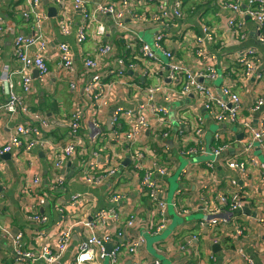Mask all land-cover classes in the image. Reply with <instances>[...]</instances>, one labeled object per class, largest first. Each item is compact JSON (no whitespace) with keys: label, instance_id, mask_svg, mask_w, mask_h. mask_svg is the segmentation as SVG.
<instances>
[{"label":"built area","instance_id":"2783aa9c","mask_svg":"<svg viewBox=\"0 0 264 264\" xmlns=\"http://www.w3.org/2000/svg\"><path fill=\"white\" fill-rule=\"evenodd\" d=\"M53 1L63 2L66 0ZM71 1L76 10H80L86 15L85 0ZM133 1H98L96 10L110 16L115 28L123 30L124 23L121 20L123 13L134 14L136 4H133ZM4 2L5 0H0V38L6 33L5 17L1 13ZM242 3L245 4L244 8ZM30 4L31 9L29 11L23 10L22 13L26 19L27 17L30 18L31 14L36 16L35 31L33 34H21L15 37L13 49V56L18 58L21 63V68L17 74L21 78L22 92L17 91L10 73L4 72L0 76V87L3 93L0 114L23 117V120L14 126L9 138L0 134V158L7 153H12L16 157L28 158L33 149L40 148L45 151L46 160L51 163L54 170L51 172L50 190L43 191L40 185L41 179L35 174L31 182L23 186L21 195L30 219L41 226L35 231L34 238L36 240H40L42 236L45 239L50 238L53 246L43 241L44 244L39 248L31 247L29 251H22L20 245L23 234L21 232L13 234L9 227H5L0 222V234L11 233L19 257L22 260L31 259L36 262L39 259H44L46 264H59L58 260L71 243L72 233L76 225L83 228L84 240L69 264H92L95 259L104 260L107 257L110 258V264H120L119 255L122 251L135 254L144 242L143 235L128 233L129 230L133 231L138 228L139 216L137 213L129 212L127 219L122 222L120 211L116 208L99 209L94 217L80 219L77 224L67 221L62 208L63 210L59 209L61 213L59 220L49 228L44 227L50 223L51 218L41 214L38 207L50 201L52 198L51 191L64 188L70 178L69 171L72 168L75 172L74 177L80 183L92 187L101 186L105 174L112 175L118 171V165L113 160L107 158L105 167H101L97 161L98 154L94 153L92 157H88L86 152L88 147L78 149L80 147L77 135L83 122L86 121L89 122L87 136L90 143L94 144L101 140L102 135L107 130L111 144L128 147L127 157L131 159L132 163L130 172L136 179L140 174L142 175L139 178V189L154 204V211L146 222L149 232L158 234L166 227L168 205L162 200V195L166 191V182L163 177H167L165 166L169 164V161L164 155L168 152L169 139L171 138L179 141L181 155L199 157L200 154H206L208 147H210L212 154L217 158L216 162L204 161L206 178L209 182L204 183L201 187L199 205L205 214L199 224L207 226H228L231 224L235 229L234 239L247 232L249 226L236 221L237 216H235V213L240 212L245 207L243 200H247V195L238 187L237 179H220L216 171L218 162L223 157H225V164L230 169H235L241 174L246 173V164L258 163L256 166L260 169L261 179L264 180V163H259L252 156V152L256 148L264 156V114L260 117L256 128L249 122L241 121L245 147L232 158L227 156L228 147L225 144H219L216 147L207 144L205 141V121L198 112L192 113L195 116L192 121L187 118L189 112L178 113L181 127L177 136H173L170 129L168 106L174 94L188 100L195 95L210 117L221 124L233 125L238 123L242 106L241 97L234 90L235 84L231 83L229 77L226 79L230 82L225 81L223 83L220 88V95L214 89L213 82L215 83L220 76L219 67L222 66L223 62L215 53L209 51L208 46L214 42L213 31L210 28L203 26L201 33L191 31L192 29H184L180 33L182 41H186L193 50L195 59L190 66L176 58L175 51L169 48L170 39L173 36L167 31L166 23L184 18V0H173L170 12L163 4L160 5L158 14H154L152 17L159 22L160 27L151 43L143 40H129L125 44L126 49H120L117 43L106 37L107 25L98 22L94 32L97 38L96 55L84 60V66L94 74L83 86L88 97L86 101L89 109L92 110L95 117L87 120V111L84 112L83 109L74 107L75 111L65 117L62 122L68 127L72 139L63 147H57L51 141L50 134L52 132L49 120L42 113L33 110L26 98V94L31 93L32 90L33 76L31 71L36 70L41 78H45L49 74L47 61L51 43L42 28V13L37 12L38 7H40V0H31ZM222 7L234 13L227 25L233 29L232 33L237 39L247 37L246 30L239 24L240 18L247 15L257 22V40L264 45V0H222ZM66 19L60 14L61 30L64 35H70L71 27ZM87 37L88 34L84 28L78 30L77 41L79 45L83 44ZM57 49V66L61 69V75L69 81L70 90L76 91L79 84L76 79L77 68L73 52L66 42H60ZM260 61L261 58L255 50H247L242 53L241 59L238 61L240 65L245 67V71L239 75L242 82L253 78L252 75ZM103 62L110 67L104 75L101 72ZM135 72L138 73L136 78L133 76ZM163 75L164 78L162 79H170L171 84L143 87L140 83L144 77L158 79ZM106 77L108 78L104 81ZM130 87L142 95V100L137 101L133 107H116L112 111L107 125H103L99 118L102 108L116 102L117 93L120 95L122 88L129 89ZM160 98H162V103L158 101ZM263 105L264 98H258L251 107V111H259ZM214 138L220 140L222 134L216 133ZM150 142L159 147H148ZM118 157L123 162L126 160V157ZM69 158L75 159L77 163L72 166L68 161ZM155 174L160 175V177ZM183 176L191 177L188 170L184 171ZM183 193H178L177 198L173 200V206L180 214L188 212V208L182 207L184 206L181 201ZM87 195L86 193L73 194L70 199L72 206L80 209L86 205H92L93 202ZM121 197V194H116L111 201H118ZM154 217L160 219V225L154 226ZM263 219V217L255 218V223H261ZM99 230L103 232L99 233ZM108 243L113 244L110 253L106 248ZM238 250L239 256L246 261V264H256L244 249L239 248ZM152 264H162V262L155 259ZM183 264L189 263L186 261Z\"/></svg>","mask_w":264,"mask_h":264},{"label":"crops","instance_id":"0c3cea01","mask_svg":"<svg viewBox=\"0 0 264 264\" xmlns=\"http://www.w3.org/2000/svg\"><path fill=\"white\" fill-rule=\"evenodd\" d=\"M40 0V7L37 12L42 13V28L49 40V57L48 66L49 74L45 78H41L36 70L31 71L33 76L31 93L26 94V98L31 108L40 112L50 123L51 141L57 147H63L69 143L71 139L68 127L63 124V119L68 117L75 111L74 107L87 111V120L95 117L87 103V95L83 90L85 83L90 80L94 72L84 66V60L87 57H94L97 50V41L95 37V28L98 22L107 25L108 32L106 37L117 43L120 49H126L125 44L130 40H143L148 34L154 38L159 29V22L152 17L158 14L160 5L171 11L173 0H134L136 4L134 14L124 12L122 22L124 29L115 28L114 22L110 16L100 13L96 10L97 2L103 0H85L87 13L76 10L72 6L71 0L57 2L48 0ZM31 0H5L2 7L4 14L5 34L0 38V76L4 72L11 74L12 80L19 93L22 92L20 85V76L17 71L21 68L18 58L13 56L15 37L21 34H33L34 23L37 20L35 15L24 17L22 11L31 9ZM33 4V3H32ZM243 8L245 4L242 3ZM142 7V11L138 8ZM50 8L55 9V14H49ZM184 18L179 21H169L166 23L167 31L173 36L170 39V49L175 51L176 58L187 65L193 64L195 59L192 49L187 45L186 41H182L180 33L184 29H192L197 33H201L203 26H207L213 31L214 42L208 48L223 62L219 67L221 75L213 82L215 91L220 95V88L225 81L235 84L234 90L238 92L242 100L239 121L233 125L221 124L214 121L208 112L199 103L198 97L191 96L190 99H183L181 96L173 95L168 106L170 129L174 137L177 136L181 127L178 113L187 111V118L191 121L195 119L192 114L200 113L205 121V141L211 145L216 133L222 134V143L227 149V156L232 158L238 152L244 150V134L241 131V121L249 122L256 128L260 117L264 114V105L259 111L252 112L251 107L258 98H264V45L257 40V22L245 15L240 18L241 27L246 30L247 37L245 39H237L232 31L233 29L227 25L228 20L234 16V13L222 7V0H184L183 5ZM60 14L65 16L66 22L71 27L70 35H64L59 22ZM84 28L88 34L86 41L79 45L77 41V32ZM60 42H66L72 52L77 68V82L79 84L76 91H71L69 81L62 77L61 69L57 66V46ZM148 42V41H147ZM150 43V42H148ZM247 50H255L261 58L260 63L256 67L253 78L246 79L242 82L239 75L244 71V66L239 64L242 53ZM9 69V70H8ZM109 66L105 62L102 63L101 72L107 73ZM219 73V74H220ZM167 74V72H165ZM231 74V76H230ZM136 78L138 73H133ZM262 76V77H261ZM108 77L104 79L107 80ZM163 77H144L141 85L147 87L149 85L171 84L170 79H162ZM229 81V82H230ZM116 102H112L107 107H103L100 113V120L103 125L107 122L116 107H133L136 102L142 100V95L134 88H122ZM158 100L160 103L163 101ZM3 101V93L0 87V104ZM173 112V114H170ZM23 117L19 115L3 116L0 114V134L5 138H9L15 125L20 123ZM177 122H176V121ZM155 126V124H154ZM215 126V129L213 127ZM89 122H83L82 128L77 135L79 147H88L87 156L98 154L97 161L101 167H105L107 158L113 160L118 165V171L115 174H105L103 183L99 187H92L80 183L75 177L73 168L69 171V180L61 191H51L52 198L50 201L38 207V211L50 217V223L44 227H50L59 220L60 211L62 209L69 223L77 224L80 219H91L99 209L116 208L120 211V219L124 222L129 212L133 211L139 216L138 228L128 233L143 235L144 242L140 250L135 253H127L122 251L119 255L120 264H152L153 260L159 259L162 264H183L188 261L189 264H246V261L239 256L238 249L242 248L249 254L256 264H264V219L261 223H255V218H264V180L261 179L260 169L256 166L258 163L246 164V173H239L235 169H230L225 164V157L218 162L216 173L220 179L235 178L238 180V187L247 195V201H244V208L240 212L235 213L236 221L242 225L249 226V230L240 237L234 239V227L229 224L220 226H207L199 224L205 211L199 205V197L201 187L204 183H208L206 178V169L204 160H198V157L192 155L182 156L180 154V144L174 138L169 139L168 152L165 153L169 164L167 169V177H163L166 182V191L162 195V200L167 203V222L166 227L158 234L148 231L147 220L154 211V204L151 199L141 193L139 189V178L133 177L130 172L132 166L131 159L127 157V149L125 146H116L111 144L108 139V131L102 135L101 140L97 143H90L88 139ZM243 134L242 138L239 135ZM210 142V143H209ZM148 147H159L150 142ZM118 150L114 155L112 154ZM169 155V156H168ZM118 156L130 162L124 164ZM252 156L264 163V156L260 150L256 148L252 152ZM185 158L187 164L180 171L182 166L181 159ZM200 158V157H199ZM125 160V161H126ZM217 158L212 161L216 162ZM69 163L75 165L77 161L73 158L68 159ZM0 222L9 227L13 234L21 232L23 238L20 250L29 251L31 247L39 248L44 244L43 241L53 246L50 238L39 239L34 238L35 231L41 226L33 222L29 217L27 207L24 205L21 191L25 184L30 183L33 176L37 174L40 179V185L45 190H50L51 172L53 168L51 163L46 160L45 151L42 149H33L28 158L16 157L14 154H5L0 158ZM120 162H122L120 164ZM108 166V164H107ZM106 166V167H107ZM185 170H188L191 177L183 176ZM180 171L178 175V187L170 201L169 198V177ZM157 177L160 175L155 174ZM208 176H210L208 174ZM39 185V186H40ZM58 192V193H57ZM184 192L181 201L188 208L186 213H178L173 206V200L177 198L178 193ZM85 194L92 200V205H86L77 209L72 206L71 196L73 194ZM121 194L122 197L118 201H111L116 195ZM202 213V217H200ZM198 222V225H197ZM153 224L160 225L158 217L153 218ZM151 223L149 224V226ZM103 232L102 230L98 231ZM170 232V233H169ZM169 233L166 237L163 235ZM147 234L160 235V238L153 243L156 254H152L149 250V241ZM84 240L83 228L79 225L73 230L71 243L66 252L58 260L59 264H69L75 254L78 252ZM126 240V239H125ZM190 241V242H189ZM219 246L218 247L215 246ZM107 251L110 253L113 248L112 243H108ZM105 260L95 259L92 264H106ZM46 264L44 259L34 262L32 260H22L19 257L17 248L13 244L11 233L0 234V264Z\"/></svg>","mask_w":264,"mask_h":264},{"label":"rangeland","instance_id":"374dc122","mask_svg":"<svg viewBox=\"0 0 264 264\" xmlns=\"http://www.w3.org/2000/svg\"><path fill=\"white\" fill-rule=\"evenodd\" d=\"M142 7H139L138 8V11H142ZM148 42H152L153 41V38H152V35L148 34L145 38ZM221 70H219V73H220ZM221 75V73H220ZM213 129H215V126L213 127ZM210 143V142H209ZM118 150H115V152H117ZM206 155H209V159H205L204 156ZM182 156H186V155H182ZM199 157H202L203 159H205L204 161L206 160H212L213 158H215V156L212 154V151L210 149V147H208V152L206 154H200ZM181 163H182V166L180 167V171L183 167L186 166L187 164V160L185 158H182L181 159ZM180 171H178L177 173H175L173 176L169 177V183H170V186H169V191H168V194H169V198H170V201L174 195V192L176 191L177 187H178V181H177V177L178 175L181 176ZM183 171V170H182ZM181 171V173H182ZM204 216V215H203ZM202 217V213H200V217L199 219ZM203 218V217H202ZM201 221V220H200ZM197 225H198V222H197ZM170 233V232H169ZM169 233H166L164 234L163 236L166 237ZM147 238H148V241H149V250L152 254H156V251L154 250V247H153V243L155 241H157V239L160 238V235H154L152 236L151 234H147ZM161 239V238H160ZM31 260V259H30ZM105 263L106 264H110V258L107 257L106 260H105Z\"/></svg>","mask_w":264,"mask_h":264},{"label":"water","instance_id":"95a60500","mask_svg":"<svg viewBox=\"0 0 264 264\" xmlns=\"http://www.w3.org/2000/svg\"><path fill=\"white\" fill-rule=\"evenodd\" d=\"M45 3H49L48 0H46ZM49 14H50L51 16L56 15V14H55V9L50 8V10H49ZM170 114H173V112H171ZM242 137H243V134L239 135V138H242ZM204 157H205V159H209V155H206V156H204ZM205 159H203L202 157H200V158L198 157V160H201V161H203V160H205ZM127 162L129 163L130 160L127 159L126 161H124V164H126ZM215 247H218V248L220 249V247L217 246V245H216Z\"/></svg>","mask_w":264,"mask_h":264},{"label":"trees","instance_id":"16d2710c","mask_svg":"<svg viewBox=\"0 0 264 264\" xmlns=\"http://www.w3.org/2000/svg\"><path fill=\"white\" fill-rule=\"evenodd\" d=\"M1 13H2V12H1ZM2 15L4 16L3 13H2ZM5 23H6V21H5ZM244 71H245V67H244ZM244 71H243V72H244ZM51 132H52V131H51ZM222 141H223L222 139H220V140H216V139L214 138L213 141H212V143H211V147H216V146H218L219 144H223ZM151 148H155V147H151ZM164 157H166V155H164ZM181 175H182V174H181ZM64 187H65V186H64ZM61 190H62V189H59V188H58L57 191L59 192V191H61ZM43 191H44V192H47V190H45V189H43ZM58 192H57V193H58ZM246 201H247V200H246Z\"/></svg>","mask_w":264,"mask_h":264}]
</instances>
